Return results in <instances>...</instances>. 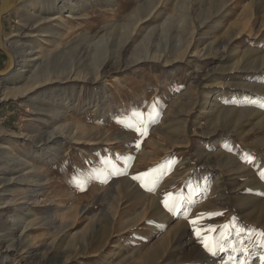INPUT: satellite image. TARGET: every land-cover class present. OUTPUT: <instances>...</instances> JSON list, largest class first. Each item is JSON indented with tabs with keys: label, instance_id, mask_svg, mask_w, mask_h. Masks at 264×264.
Wrapping results in <instances>:
<instances>
[{
	"label": "rangeland",
	"instance_id": "374dc122",
	"mask_svg": "<svg viewBox=\"0 0 264 264\" xmlns=\"http://www.w3.org/2000/svg\"><path fill=\"white\" fill-rule=\"evenodd\" d=\"M47 1L0 0V264H262L264 0Z\"/></svg>",
	"mask_w": 264,
	"mask_h": 264
},
{
	"label": "bare ground",
	"instance_id": "6f19581e",
	"mask_svg": "<svg viewBox=\"0 0 264 264\" xmlns=\"http://www.w3.org/2000/svg\"><path fill=\"white\" fill-rule=\"evenodd\" d=\"M36 1L37 0H28V6H32V5H34L35 3H36ZM44 1V0H43ZM88 4H90V0H81V2L80 3H78L77 5L76 4H72L71 6H70V8L67 10V11H63V7L60 5V2H58L57 0H48L45 4H44V2H43V4H42V10L44 11V10H48V8H52V10L51 11H54L55 12V14H54V16L53 17H51L52 18V21H55L58 25H65V23H66V21L68 22V19H66V18H77V12L79 11L78 9L79 8H81V7H85V6H87ZM34 9V8H33ZM50 12V11H49ZM67 12L69 13L68 15H66L67 14ZM48 17V16H47ZM56 26V25H55ZM49 43V42H48ZM33 46L34 45H31V47L30 48H33ZM19 49V48H18ZM20 50V49H19ZM40 50V49H39ZM44 51V50H43ZM47 51V50H46ZM22 52V51H21ZM40 52H42V51H40ZM23 53V52H22ZM19 55H20V53L19 52H16V54H15V58H17V59H19ZM22 55V54H21ZM99 59V58H98ZM100 61V60H99ZM105 61V60H104ZM73 62V61H72ZM78 62V61H77ZM19 63V62H18ZM107 63V62H106ZM76 64V63H75ZM18 65V64H17ZM81 65V64H80ZM74 66V65H73ZM76 66V65H75ZM70 67V66H69ZM104 67H105V64L104 63H100V64H98L97 63V65H96V71H95V73H94V75H98L97 77H99V75L103 72V69H104ZM67 69V68H66ZM65 69V70H66ZM69 69V68H68ZM72 69V71L71 72H73V73H69L70 75H73V74H75L76 72L78 73L79 71H81V72H84V70L83 69H81L80 67H72L71 68ZM57 70V69H56ZM62 70V69H61ZM22 71V67H19V66H17V67H14L11 71H9V72H7V73H5L4 75H3V79H5V80H7V81H11V80H14V79H16V78H18L19 77V74H20V72ZM46 71V70H45ZM49 71H50V69H49ZM49 71H47L46 73H44V75L43 76H47V75H49ZM55 71V70H54ZM52 72V71H51ZM59 72V71H58ZM62 72H64V71H62ZM53 73V72H52ZM35 74V73H34ZM55 74V73H54ZM88 74V73H87ZM85 76H86V74H85ZM37 77V75H33V78H36ZM49 78V77H48ZM0 88H1V82H0ZM1 90V89H0ZM215 103H214V105L211 107L212 109H216L217 107H219L220 105H221V103H222V101H221V99H219V98H217L215 101H214ZM208 103V98L204 101V104L203 105H206ZM37 108V107H36ZM38 110H40V108L39 109H37V111ZM52 139V138H51ZM54 139V138H53ZM9 150V149H8ZM12 150V149H11ZM11 150H9V151H7V152H5V158L6 159H10V158H18L17 160H20L19 158H21V155H19V154H16L15 152H13V151H11ZM4 158V157H3ZM22 159V158H21ZM25 160V159H24ZM8 162V161H7ZM14 162H16L15 160H14ZM19 162V161H18ZM6 164V163H5ZM5 164H0V173L4 170V168H5ZM24 217V216H23ZM23 217H20V220H21V222H24V218ZM20 223V222H19ZM88 248V247H87ZM118 252V251H117ZM120 254V253H119ZM118 256V255H117Z\"/></svg>",
	"mask_w": 264,
	"mask_h": 264
},
{
	"label": "snow or ice",
	"instance_id": "6c2138e0",
	"mask_svg": "<svg viewBox=\"0 0 264 264\" xmlns=\"http://www.w3.org/2000/svg\"><path fill=\"white\" fill-rule=\"evenodd\" d=\"M136 131H140L139 128H136ZM137 147H139V145H137ZM259 175L261 176V178H264V172H261L259 173ZM150 177H151V173L150 172H142V173H139L138 175L134 176L133 179L134 180H138L141 182V186H146V184L149 182L150 180ZM171 193H168L166 194L165 196V199L163 201L164 203V206L165 208H167L169 211H178L179 210V204H180V200L177 199V200H174L172 203L169 202V197H171ZM218 215H222V213H211L209 214V218L211 216H218ZM201 219L203 218V214H201ZM191 223L193 225L197 224V220H192ZM223 228L227 229V225H224L222 226ZM196 231V235L197 237H201V232H215L216 231V228L214 226H211L207 229H200V228H196L195 229ZM262 236H264V233L261 234ZM201 243L203 245V247L205 248L206 251H208L209 253L215 255V247H216V244H215V241L214 239L208 237V236H204L202 239H201ZM221 250H224L223 248H221ZM243 251H246V249H242ZM261 262L262 264H264V257H261Z\"/></svg>",
	"mask_w": 264,
	"mask_h": 264
}]
</instances>
